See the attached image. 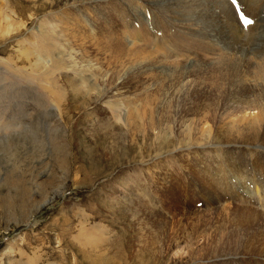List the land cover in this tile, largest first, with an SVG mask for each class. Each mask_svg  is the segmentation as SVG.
Listing matches in <instances>:
<instances>
[{
	"label": "rangeland",
	"instance_id": "obj_1",
	"mask_svg": "<svg viewBox=\"0 0 264 264\" xmlns=\"http://www.w3.org/2000/svg\"><path fill=\"white\" fill-rule=\"evenodd\" d=\"M237 1L240 43L210 0H0V264H264V0Z\"/></svg>",
	"mask_w": 264,
	"mask_h": 264
},
{
	"label": "bare ground",
	"instance_id": "obj_2",
	"mask_svg": "<svg viewBox=\"0 0 264 264\" xmlns=\"http://www.w3.org/2000/svg\"><path fill=\"white\" fill-rule=\"evenodd\" d=\"M210 2H212V4L213 5H215V7H217L218 9H219V15H218V17L220 16V18L223 20L222 22H223V24H224V28L226 29V32H228V35H229V37H230V41L232 42V43H240L241 41H240V38H242L241 37V31L239 30V29H237L236 27H235V21H234V17H233V15H232V12H231V8H230V6L227 4L228 2H227V0H210ZM246 2V1H245ZM249 3H251L250 5H252V6H258L259 5V3H260V0H249ZM248 5V4H247ZM260 7V6H259ZM252 12V11H251ZM245 14V13H244ZM253 14V13H252ZM216 16V15H215ZM236 16V15H235ZM257 28V27H256ZM242 40V39H241ZM82 44V43H81ZM144 47V46H143ZM118 49H119V47H118ZM42 51V50H41ZM118 51V50H117ZM142 55L143 53H142V50H141V48H139V49H135L134 50V55L135 56H139V55ZM264 60V59H263ZM262 60V61H263ZM264 62V61H263ZM261 64V63H260ZM244 72H248V73H252V74H254V75H252V77H254L256 80H258V81H260V82H262V83H260V84H257V85H261L263 88H264V63L262 64V65H260V66H258V67H254V68H252L251 67V65L250 64H246L245 65V68H244V70H243ZM234 73H236V70H235V72ZM237 73H238V71H237ZM237 73H236V75H237ZM246 74L247 73H245V74H243L242 76L244 77V76H246ZM246 77H248V76H246ZM248 82V81H247ZM252 94V95H251ZM253 94L254 93H248V94H246V95H242V97H241V99L240 100H238L239 102L238 103H242V104H246L247 106H248V109H250V110H257V111H255L256 113L258 112L259 113V116L257 117V118H254L253 116H251L250 118L248 117V116H250V115H247V117L249 118L248 119V123L246 124L247 125V127H251V128H253L254 127V125H257L259 122H257L258 121V118H260L261 117V119L262 120H264L263 118H264V113H263V108L261 107V106H258V105H255L254 104V101H255V99H256V96H255V94H254V96H253ZM237 95H239V94H237ZM236 95V96H237ZM235 96V95H234ZM233 98H235V97H233ZM258 100V99H257ZM264 100V99H263ZM235 101H236V99H235ZM234 103V102H233ZM237 103V102H236ZM94 104H96V103H94ZM239 105H241V104H239ZM238 107V106H237ZM246 106H244V108H245ZM239 108V107H238ZM248 109H247V111H248ZM249 110V111H250ZM69 112V111H68ZM244 112V111H243ZM244 113H246V112H244ZM62 114H64V113H62ZM66 114V113H65ZM253 114V113H252ZM247 119V118H246ZM242 122V121H241ZM100 123V122H99ZM243 123V122H242ZM241 124V123H240ZM244 125V124H243ZM260 126V125H259ZM242 129H244V128H242ZM246 129V128H245ZM261 129V128H260ZM236 130V129H235ZM248 130V129H247ZM257 130H259V129H257ZM237 131V130H236ZM242 131V130H241ZM252 131V130H251ZM263 131V130H262ZM261 131V132H262ZM249 132V131H248ZM117 133V132H116ZM235 134V133H234ZM118 135L119 136H122V137H124V134L123 133H120V132H118ZM116 136V137H119V136ZM238 135V134H237ZM243 135V134H242ZM248 135V134H247ZM233 136V135H232ZM243 136H245V135H243ZM264 136V135H263ZM235 137V136H234ZM233 137V138H234ZM240 136H238V138H239ZM242 138V137H241ZM243 138H245V137H243ZM240 139V138H239ZM242 140V139H241ZM250 142V141H249ZM249 142L247 143L248 145H249ZM233 167H234V170L235 171H238L237 169L239 168V166L238 165H236V164H234L233 165ZM235 175V174H234ZM262 215V214H261ZM259 216V215H258ZM148 217V216H147ZM254 218V217H253ZM257 219V218H256ZM244 220H247V219H244ZM260 220V219H259ZM249 221H250V217H249ZM255 221H257V220H255ZM262 222H264V221H262ZM244 223V222H243ZM255 223V222H254ZM258 223V222H257ZM253 224V223H252ZM255 225V224H254ZM259 225V224H258ZM252 228V227H251ZM262 242V241H261ZM262 245H264V239H263V242H262ZM257 248V247H256ZM83 252L81 253L82 255L83 254H91V253H89V251H87V253L84 251V250H82ZM248 254L249 255H253V256H261V254H264V248L262 249H257V251L256 252H254V251H252V249L250 248L249 250H248ZM88 256V255H87ZM84 257H86V256H84ZM251 257V256H250ZM264 257V256H263ZM101 262L102 261H100V260H95L94 261V263L95 264H101ZM262 264V263H261Z\"/></svg>",
	"mask_w": 264,
	"mask_h": 264
},
{
	"label": "snow or ice",
	"instance_id": "obj_3",
	"mask_svg": "<svg viewBox=\"0 0 264 264\" xmlns=\"http://www.w3.org/2000/svg\"><path fill=\"white\" fill-rule=\"evenodd\" d=\"M240 21L243 27L247 28L249 25L253 24V20L249 18L240 17Z\"/></svg>",
	"mask_w": 264,
	"mask_h": 264
}]
</instances>
